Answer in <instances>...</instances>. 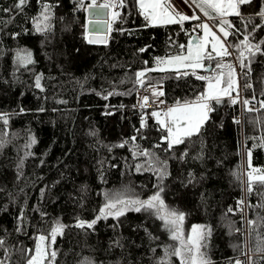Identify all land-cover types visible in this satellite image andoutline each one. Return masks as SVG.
I'll return each mask as SVG.
<instances>
[{
    "label": "trees",
    "instance_id": "16d2710c",
    "mask_svg": "<svg viewBox=\"0 0 264 264\" xmlns=\"http://www.w3.org/2000/svg\"><path fill=\"white\" fill-rule=\"evenodd\" d=\"M85 1L26 0L18 10L17 0H0V262L27 264L36 236L44 235L43 264H181L172 255L181 245L149 209L77 226L101 216L102 193L115 191L141 201L159 192L166 209L184 213L186 228L201 225V251L212 264H264V184L248 175H264V55L242 68L240 52L244 64L249 53L236 47L252 30L245 28L248 16L264 23L255 15L264 0L242 5L243 20L226 18L239 29H229L234 34L226 40L243 97L261 107L243 109L240 122L238 99L210 101L214 110L200 133L172 148L151 116L156 109L136 104L151 85H161L165 105L203 93L206 80L154 68L157 58L180 54L179 46L198 36L194 20L148 25L136 0H125L107 43H88ZM45 3L50 18H41L37 31L33 18ZM261 40L264 28L249 37ZM205 62L209 71L197 75L210 76L220 58ZM138 71H145L143 85ZM58 224L65 227L53 243Z\"/></svg>",
    "mask_w": 264,
    "mask_h": 264
},
{
    "label": "snow or ice",
    "instance_id": "6c2138e0",
    "mask_svg": "<svg viewBox=\"0 0 264 264\" xmlns=\"http://www.w3.org/2000/svg\"><path fill=\"white\" fill-rule=\"evenodd\" d=\"M188 0H185L187 3ZM253 0H192V3L196 4V6L204 13L205 16L209 15L208 9H211L216 13V16L220 17L219 22V32L222 35H217L216 32H213L207 23L198 24L196 27L202 28L204 30V36L197 38L195 44L191 41L187 46V54L176 55L167 60L169 65H177V76H188L195 75L197 79L207 80L208 81V89L206 93H201L196 97L193 101H184L181 103L177 101L174 106L167 107L166 111L163 113L164 119L161 118L160 112H152L151 116L155 117V119L160 124L161 128L166 130L167 135L162 137L164 140L168 142V147L172 148L173 145H178L184 142L185 138H190L193 135H198L202 126L209 119V113L214 109L210 106V101H215V103H221L222 96H228L230 102L235 104L237 100L231 97V91L238 88L239 85L235 79L234 75V66L232 64H222L217 63V69L228 68L229 72L227 75V80L225 81L226 86L221 88L220 85L222 83L223 73H218L215 76H202L196 74V69L206 68V65L203 63L205 59L212 60L216 57L224 58L231 55L229 51L226 38L229 35L234 34V32H230L229 29H233L235 31H239V29H235V25L231 24L230 21L224 19L225 16L235 15L240 17L242 20L245 17L241 13L242 5H250ZM26 0H17V3L14 5V8L18 10H22L25 5ZM81 5L83 6V0H80ZM125 0H118V3L113 5L109 3L104 4H96L95 0H92V3L88 5V8H96V9H108V8H116L123 7ZM140 14L144 16V18L149 22V25H155L157 23L167 25V24H175V23H183L187 20H198L199 17L193 15L189 17L186 14L178 12L168 3V0H137ZM52 5L47 3L43 4V11L40 14V17L33 18V23L36 25V30L41 31L42 28L40 26L41 18L43 21H48L49 11ZM12 8H4L3 11L5 13H11ZM96 19L90 21V23L96 24L98 26H106L108 31L112 30V24L105 20L101 13L97 11ZM112 20L120 18V13L118 11H112ZM256 16L260 17L262 21H264V3H262L260 10L255 13ZM178 18V19H177ZM215 19L216 17H212ZM247 23L245 24V28L248 27L249 24L252 25L251 32L244 37V40L240 42L239 45H236L237 48L242 47L245 51L249 53V63H243L244 51L240 52V60L241 67H249L251 63V58L254 57L257 53L264 55V40H261L258 44H253L249 41V37L255 33V31L259 28H264V23L255 24L253 23L254 17L248 16ZM195 31V29H193ZM88 43H107V40L103 37H98L97 39H89ZM211 46V50H208V46ZM179 47L184 48V45H180ZM140 51H145V49H140ZM18 59L24 63H30L31 60L26 57H22L18 55ZM164 61L161 58H157V63H162ZM179 68H184L183 72L179 71ZM191 70V73L188 71ZM155 69H148L145 71H152ZM163 70V69H161ZM145 71H138L136 76L138 78V83L141 85L144 84L143 79H139L145 76ZM41 76L37 75L35 86L37 88L41 87L40 84ZM214 81V82H213ZM235 86V88H234ZM244 87H250V85H245ZM153 97L163 96L164 93L162 90H153ZM148 97H144V104L141 107L147 105ZM160 104H163L164 101L160 100ZM245 105L249 104L247 99L243 100ZM262 107H264V102H262ZM252 111L251 108L248 109ZM43 111V109H41ZM0 118H2V114H0ZM7 123V120H5ZM145 126L144 118L141 119V127ZM135 139V137H133ZM35 143V140H33ZM122 146V145H121ZM143 155H147V153H142ZM249 158H251V151L249 150ZM139 171V166L137 167ZM253 171H261L254 169ZM249 181L251 182L253 179L264 184V175H259L253 177L252 173L249 174ZM163 191V189H161ZM248 191H252L251 183H249ZM239 203H243L240 201ZM138 205V206H137ZM119 206V207H118ZM156 209L159 218L165 221V226L169 228L171 232V238L174 240H178L180 242L181 247L175 248L172 252V255L181 257V264H212V262L205 258L204 253L201 251L202 244L201 241L204 239L202 234H197V226H193V234L189 235L187 239H184L183 231H182V221L184 219V213L177 212L175 210H168L164 205L163 200L160 197V193L157 192L153 196L149 197L147 200H122L119 198L109 199L108 203L100 210L101 216H97L91 222L81 221L77 226L92 228L101 217H105L108 215H114L116 217H120L125 215V212L128 210H134L136 212L141 211L142 209ZM115 210V211H113ZM231 212L232 209L230 208ZM65 226L62 224H58L56 227L52 229L50 233L51 241L54 243L56 235L58 233L62 234V230ZM210 235V230L208 231ZM48 237L44 235H40L38 240L43 242L47 240ZM3 244V241L0 240V245ZM264 251V249H261ZM185 252L187 256H185ZM56 256V252H51V257L54 259ZM47 257V250L41 247V244H37L36 246V254L32 256L31 259L28 260L27 264H42V261ZM2 264V262H0ZM236 264H242L241 261L237 260Z\"/></svg>",
    "mask_w": 264,
    "mask_h": 264
},
{
    "label": "rangeland",
    "instance_id": "374dc122",
    "mask_svg": "<svg viewBox=\"0 0 264 264\" xmlns=\"http://www.w3.org/2000/svg\"><path fill=\"white\" fill-rule=\"evenodd\" d=\"M86 2V5L87 4H91L92 3V0H86L85 1ZM95 3H109V4H113V5H115V4H117L118 3V0H114V1H112V2H109V1H106V0H95ZM136 4H137V8H139V6H138V3H137V0H136ZM86 9V8H85ZM118 11V10H116L115 8H108V17H107V21H109L110 23H111V21H112V15H111V13H112V11ZM202 12V11H201ZM203 13V12H202ZM204 14V13H203ZM205 16V15H204ZM205 17H207V16H205ZM210 17V16H209ZM178 19V18H177ZM224 19H226V18H224ZM201 23H207L208 25H209V27L211 28V30L213 31V32H216L217 33V35H222L220 32H219V22L217 23V22H215L214 20H206L204 17L201 19V20H198V23H197V25L198 24H201ZM155 25H160L159 23H157V24H155ZM161 25H163V24H161ZM198 28V27H197ZM84 33H85V36L87 37V39H88V37H89V33H88V30H87V27H86V25H85V29H84ZM197 33H198V36H197V38H199V37H203L204 36V30L202 29V28H198V31H197ZM103 35H104V38L105 39H107V37H108V35H109V31H108V29H107V27H106V30H105V32L103 33ZM189 45V44H188ZM188 45H186L184 48H183V50L181 51V53L180 54H177V55H181V54H187V46ZM229 48V47H228ZM208 50L210 51L211 50V46H210V44H209V46H208ZM229 51H230V49H229ZM231 52V51H230ZM173 56H176V55H173ZM173 56H168V57H162L161 58V60L162 61H164V62H162V63H157V59H156V61H155V64H154V68H156V69H163V70H166V69H170V70H177V65H175V63H173V65H169L168 63H167V60L169 59V58H171V57H173ZM219 58V57H218ZM205 61H207V60H204L203 61V63L205 64V65H207L206 64V62ZM236 60L235 61H232V59H231V57H230V55L229 56H227V57H224V58H220V62L219 63H222V64H232L233 66H234V75H235V79H236V81H237V84L240 86V82H239V77H240V75H241V73H240V71H238V69H237V66H236ZM208 66H206V68H207ZM206 68H203V69H206ZM181 70H186V69H184V68H179V71H181ZM196 70H200V69H196ZM195 70V71H196ZM188 71H191L190 69H188ZM223 73L224 75H223V77H222V83H221V85H220V87L221 88H223V87H225L226 86V84H225V81L227 80V75H228V72H229V69L228 68H223V69H217L216 68V66L213 68V71H212V73H211V75L210 76H215L216 74H218V73ZM214 82V81H213ZM234 88H235V86H234ZM207 89H208V81L206 80V85H205V88H204V91H203V93H206L207 92ZM238 91H239V87L238 88H235V90H232L231 91V97L232 98H235V99H237V95H238ZM147 96V95H146ZM144 97H145V95H143V94H141V92H139V95H138V100L140 101V103H141V105L144 103ZM148 97V96H147ZM223 97H228V96H222L221 98H223ZM149 99V98H148ZM150 102H152V101H150ZM141 105H140V108H155L156 110V112H160L161 113V118L162 119H164L165 117H164V115H163V113L166 111V109H167V107H166V109L164 110V111H162V109L161 108H163L162 106H164V105H162V106H160V107H157V106H155V105H153L152 104V106L151 107H141ZM175 105V104H174ZM174 105H171V106H174ZM247 158H248V156H247ZM248 160V159H247ZM116 198H119V199H122V200H126L128 197H126V196H124L123 194H121V193H119V192H115V191H111V192H109V193H107V191H104L103 193H102V204H101V207H100V210L102 209V208H104V206L108 203V201H109V199H116ZM130 200H134L133 198H129ZM138 206V205H137ZM119 207V206H118ZM113 211H115V210H113ZM148 212L150 213V215H153V216H158V214H157V210L156 209H149L148 210ZM109 216V215H108ZM112 216H114V215H112ZM158 218H159V216H158ZM160 221L161 222H164L165 223V221H163V220H161L160 219ZM193 226H197V234H201V229H202V227H201V225L200 224H191L190 226H188L187 228L184 226V219H183V221H182V225H181V227H182V231H183V235H184V239L186 240L187 239V237L189 236V235H194L193 234ZM40 235H37L36 236V238H35V245H34V250H33V254L31 255V257L29 258V259H31L32 258V256H34L35 254H36V246H37V244L39 243V244H41V247L42 248H45L46 250H47V240H45V241H43V242H41V241H39L38 240V237H39ZM178 243H179V245H180V242L178 241ZM47 254H48V250H47ZM185 256H186V253H185ZM180 259H181V257H179ZM28 259V260H29ZM45 260V259H44ZM44 260L42 261V264H43V262H44ZM28 262V261H27Z\"/></svg>",
    "mask_w": 264,
    "mask_h": 264
},
{
    "label": "crops",
    "instance_id": "0c3cea01",
    "mask_svg": "<svg viewBox=\"0 0 264 264\" xmlns=\"http://www.w3.org/2000/svg\"><path fill=\"white\" fill-rule=\"evenodd\" d=\"M168 3H170L171 6L173 8H175L176 11L181 12L183 14H186L189 17L196 15L199 17L198 20H201L204 17L206 20H214L217 23L220 22V17L216 16V13L213 12L211 9H208L209 15L207 17H205L204 14L201 12V10L196 6V4L192 3V0H188L187 3H185V0H168ZM197 3H199V0H197ZM138 10H139V8H138ZM139 12H140V10H139ZM212 17H216V18L213 19ZM224 18H227V16H225ZM198 20H194L193 27L197 26ZM146 22L149 25V22L147 20H146ZM154 89L155 90H162V87H161V85H151V86H148L144 89H141L139 92H141V94H143L145 96L147 95L148 98L152 101V103L157 107L164 105L162 107L165 108V107H169L171 105H174V104L165 105L164 103L160 104L159 101L163 100V98H162V96L153 97L152 92ZM138 95H139V93H138Z\"/></svg>",
    "mask_w": 264,
    "mask_h": 264
},
{
    "label": "water",
    "instance_id": "95a60500",
    "mask_svg": "<svg viewBox=\"0 0 264 264\" xmlns=\"http://www.w3.org/2000/svg\"><path fill=\"white\" fill-rule=\"evenodd\" d=\"M97 11H99L102 15V17L107 20L108 17V9H96V8H91L89 9L88 7L86 8V18H87V22H86V27L89 33V39H97L98 37H103L104 35L103 33L106 30V26H98L96 24L90 23V21L96 19V13ZM197 40V35L193 34L189 39H188V44L191 41L193 44H195ZM210 67L208 66L206 68V71H209Z\"/></svg>",
    "mask_w": 264,
    "mask_h": 264
},
{
    "label": "built area",
    "instance_id": "2783aa9c",
    "mask_svg": "<svg viewBox=\"0 0 264 264\" xmlns=\"http://www.w3.org/2000/svg\"><path fill=\"white\" fill-rule=\"evenodd\" d=\"M115 9L119 11L120 10V7H116ZM232 56L233 55L231 53L230 57H232ZM237 99H238V102H239V110H240V113H239V115L237 117V120H239L240 122L242 121L241 112H242L243 109L248 110L249 108H251L252 111H253V110H256V109H258V108L261 107V103L260 102H258V101H251V100H248L249 101V104L248 105H245L243 103V100H245V99L243 97L242 90H241L240 86H239V91H238ZM150 101L151 100L148 99L147 105L144 106V107H151L153 103L150 102ZM140 105H141L140 101L137 100V104H136L137 108H140ZM165 109H166V107L165 108L163 107L162 108V111H164ZM251 171H253V170L251 169Z\"/></svg>",
    "mask_w": 264,
    "mask_h": 264
}]
</instances>
